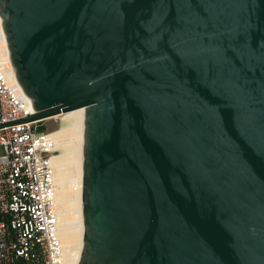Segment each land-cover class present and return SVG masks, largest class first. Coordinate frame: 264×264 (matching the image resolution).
Listing matches in <instances>:
<instances>
[{"label": "water", "instance_id": "95a60500", "mask_svg": "<svg viewBox=\"0 0 264 264\" xmlns=\"http://www.w3.org/2000/svg\"><path fill=\"white\" fill-rule=\"evenodd\" d=\"M42 122L81 109L76 264H264V0H0Z\"/></svg>", "mask_w": 264, "mask_h": 264}, {"label": "built area", "instance_id": "2783aa9c", "mask_svg": "<svg viewBox=\"0 0 264 264\" xmlns=\"http://www.w3.org/2000/svg\"><path fill=\"white\" fill-rule=\"evenodd\" d=\"M0 35V123L33 113L6 65ZM40 122L0 129V264H65L54 212L56 188L52 158L56 151Z\"/></svg>", "mask_w": 264, "mask_h": 264}, {"label": "bare ground", "instance_id": "6f19581e", "mask_svg": "<svg viewBox=\"0 0 264 264\" xmlns=\"http://www.w3.org/2000/svg\"><path fill=\"white\" fill-rule=\"evenodd\" d=\"M1 23V20H0ZM0 35L4 40L0 24ZM6 65L13 82L21 90L14 77L5 48ZM22 92V91H21ZM53 117V118H57ZM59 128L48 132L47 139L56 151L52 158L56 199L54 212L58 217L59 236L64 248L65 264H76L81 247V219L79 210V192L81 184V109L59 115Z\"/></svg>", "mask_w": 264, "mask_h": 264}, {"label": "rangeland", "instance_id": "374dc122", "mask_svg": "<svg viewBox=\"0 0 264 264\" xmlns=\"http://www.w3.org/2000/svg\"><path fill=\"white\" fill-rule=\"evenodd\" d=\"M61 124V119L58 116L57 118H51L44 120L37 124V131L51 132L56 128H59ZM0 152H5L4 147H0Z\"/></svg>", "mask_w": 264, "mask_h": 264}]
</instances>
